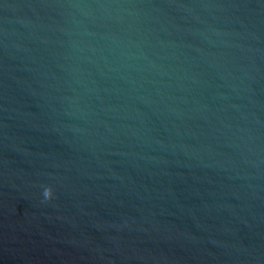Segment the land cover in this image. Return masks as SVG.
Returning <instances> with one entry per match:
<instances>
[{
  "label": "water",
  "instance_id": "water-1",
  "mask_svg": "<svg viewBox=\"0 0 264 264\" xmlns=\"http://www.w3.org/2000/svg\"><path fill=\"white\" fill-rule=\"evenodd\" d=\"M0 264H264V0H0Z\"/></svg>",
  "mask_w": 264,
  "mask_h": 264
},
{
  "label": "clouds",
  "instance_id": "clouds-1",
  "mask_svg": "<svg viewBox=\"0 0 264 264\" xmlns=\"http://www.w3.org/2000/svg\"><path fill=\"white\" fill-rule=\"evenodd\" d=\"M43 195H44V198H45L46 200H50V199L53 197V195H54L53 188H52L51 186L46 187V188L44 189V193H43Z\"/></svg>",
  "mask_w": 264,
  "mask_h": 264
}]
</instances>
